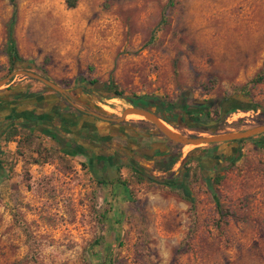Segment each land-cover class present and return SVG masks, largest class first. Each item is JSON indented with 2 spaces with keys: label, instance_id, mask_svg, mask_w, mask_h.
I'll list each match as a JSON object with an SVG mask.
<instances>
[{
  "label": "rangeland",
  "instance_id": "rangeland-1",
  "mask_svg": "<svg viewBox=\"0 0 264 264\" xmlns=\"http://www.w3.org/2000/svg\"><path fill=\"white\" fill-rule=\"evenodd\" d=\"M14 2L12 36L26 71L68 92L12 76L0 86L1 118L11 108L23 116L45 96L63 115L78 105L115 119L139 104L183 135L257 125L259 110L250 108L264 109V0ZM11 11L0 0V80L14 72L4 53ZM83 79L111 80L121 97ZM212 120L219 123L204 126ZM121 122L151 178L177 177L183 159H197L186 165L192 200L128 169L121 186L42 137L0 139V264H264V135L196 150L166 140L145 119ZM94 123L99 132L117 129ZM170 154L177 161L161 172ZM214 155L225 167L211 183ZM94 174L112 183L97 184Z\"/></svg>",
  "mask_w": 264,
  "mask_h": 264
},
{
  "label": "flooded vegetation",
  "instance_id": "flooded-vegetation-1",
  "mask_svg": "<svg viewBox=\"0 0 264 264\" xmlns=\"http://www.w3.org/2000/svg\"><path fill=\"white\" fill-rule=\"evenodd\" d=\"M136 106L138 108L141 107V109H145L142 106H139V104ZM88 112L89 110L87 108L78 106L76 109V114L73 118L74 121H67V118H65L61 110L59 113L49 116L50 118L45 119V126L49 133L48 138H50L52 141L54 140L55 143L66 144L67 149H72L74 155L77 154L85 158L90 166H93L95 170H100V172H102L103 169H108L107 166L115 173L121 168H124L125 170L130 168V170L135 174H140L143 171H146L147 168L142 164V161L144 160L143 152L138 149L136 145V147L134 146L133 148L129 147L128 141L131 138L130 136H126L125 141L121 138V132L126 133V126L122 129L120 128L122 125H124L122 122L114 123L105 121L93 114H89ZM50 113L51 112H47V115ZM94 114L106 118L105 114H99L96 112ZM30 117H34V115H30ZM90 119H93V121L96 122L112 123L117 127V129H110L108 130L109 132L105 130V132H97V128L95 126L89 125L88 120ZM4 121L10 123V115L4 118ZM39 121H42V119L37 120V117L35 116L33 119H29L28 123H32V126L36 127L41 125ZM194 122L195 123L192 122V124H198L196 120ZM81 129H83L84 132L81 133ZM108 133L110 136L107 135ZM1 135L2 132L0 133V139H2ZM104 135H106V137H104ZM113 138H119L123 140V144L113 140ZM81 140L84 142V144H87V148H82L80 146L82 142ZM1 153L2 151H0V154ZM93 154H96L98 159L93 158L95 156ZM156 156L157 155H153L152 157ZM214 156L213 157L216 158L213 163L214 168H216L215 170H220L221 168L225 167L224 161H220L217 155ZM213 157H208L206 160L211 162L214 159ZM132 158L139 160L136 162H131L130 159ZM103 175H105V173ZM118 175L119 177L123 176V174H120L119 172Z\"/></svg>",
  "mask_w": 264,
  "mask_h": 264
},
{
  "label": "trees",
  "instance_id": "trees-1",
  "mask_svg": "<svg viewBox=\"0 0 264 264\" xmlns=\"http://www.w3.org/2000/svg\"><path fill=\"white\" fill-rule=\"evenodd\" d=\"M67 1L69 2V7H74V0H67ZM172 1L173 0H168L167 3L169 6H171ZM9 3L11 5L12 11H11V16H10L8 23H7V26H6V38H5V43H4V53L7 57V71L11 72V71H16V70H28L25 67L26 61H24L21 57H19L17 54V51H16L14 39L12 36V28H13V24H14L15 18H16V7H15L14 0H9ZM162 22H164L163 18L161 19V23ZM83 80L88 86H90L91 89H94L95 91L106 90L108 93H110V96L112 95L111 97H113V96L114 97H121V93L116 91V87L112 84L111 80H108L107 82L102 83V84L97 82L95 79H91V80L83 79ZM252 81H254V80H252ZM11 89L12 88L7 87L2 91V93L9 92V91H11ZM241 98H247V95L242 94ZM133 107L138 108L136 105H133ZM139 108L141 109V107H139ZM250 109L259 110V114L257 116L256 124L264 123V118H263L264 117V109H262L258 105L251 106ZM207 115H208V113H207ZM223 117H224V115H222L219 118V120H222ZM0 119H1V117H0ZM25 120H27V119H25ZM219 120H212L214 122V126H216L219 123ZM28 121H29V119L27 121H24L23 123L28 124ZM207 125H208V123L204 124V126H207ZM20 128H26V127H23V125H21L20 121L13 119L12 117H11L10 123L1 122L0 123V130L3 131L2 135H1L2 136L1 140L3 141V144H6V143L12 141L14 139V137L16 135H18V129H20ZM191 129H193V128H191ZM260 135H264V134H260ZM257 136H259V135H257ZM254 137H256V136H254ZM251 138L234 141L233 143H241V142H244V141L249 140ZM22 139L26 143V142H29V140L31 139V136L30 135H24V136H22ZM207 146H210V145H207ZM29 147L30 146H28V150L30 149ZM194 149L203 150L205 148L197 147ZM0 151H1V149H0ZM36 153H37V155L39 154L38 152H36ZM196 160L197 159L190 158L189 156H187L185 159H183L181 161V164H180V169H183L184 172L180 173L179 176H177V177L171 178L169 180H164V181L158 180L157 178H153V177L151 178L147 172V171H150L149 169H147L146 171H143L140 174H135L134 172H132L130 170V168H127V169L130 171L129 174H132L133 176L137 177V179L141 178L143 180H150V181L152 180L153 182L157 183L158 185L168 187V188H180L182 193H183V196H184L183 199L186 198L188 201H191L192 199L190 198L188 191L186 189V186H185V176L190 171L189 167L186 165H188V163L190 161L196 162ZM30 161L32 163H35V164L38 163V160L36 158H34L33 160L31 159ZM176 161H177V155H175V154L167 155V157L165 158L164 167L162 169H160V168L159 169L161 170V172H169L171 165H173ZM1 164H2V162L0 160V168L2 167ZM81 165L84 166L83 163H81ZM118 168H119V166H118ZM118 172L119 171L116 172L115 179L113 180V182H115L121 186L126 187V183L123 182V179H121L119 177ZM212 173H213V175H211V177H210L211 183L218 181L222 177L220 170H214V171H212ZM97 174H94L97 184L112 183L109 180L104 181L103 180L104 178L102 179V177L98 176Z\"/></svg>",
  "mask_w": 264,
  "mask_h": 264
},
{
  "label": "water",
  "instance_id": "water-1",
  "mask_svg": "<svg viewBox=\"0 0 264 264\" xmlns=\"http://www.w3.org/2000/svg\"><path fill=\"white\" fill-rule=\"evenodd\" d=\"M24 76L33 80H36L46 87L50 88L53 91H56L60 94H66L67 89H60L47 79L38 76L37 74L33 72H28L26 70H16L12 73H9L7 76H5L3 79L0 80V86L5 85L7 81L12 77V76ZM90 114H93L103 120L114 122V123H119L122 121V119L125 117L126 114L128 113H136L139 115H142L145 121L150 123L155 129H157L166 140L178 144V145H195L196 147L198 146H206V145H216V144H222V143H228V142H234L238 140H244L248 139L260 134H264V123L262 124H257L252 127H249L247 129L241 130V131H236V132H227L223 134H214V135H183V134H178L169 131L165 127H163L160 123H158V119L149 111L145 109H139V108H128L127 110H124L119 118L115 119H110V118H105L98 116L92 112H88ZM209 126L214 125V122H209Z\"/></svg>",
  "mask_w": 264,
  "mask_h": 264
},
{
  "label": "crops",
  "instance_id": "crops-1",
  "mask_svg": "<svg viewBox=\"0 0 264 264\" xmlns=\"http://www.w3.org/2000/svg\"><path fill=\"white\" fill-rule=\"evenodd\" d=\"M10 87V86H9ZM55 92V91H54ZM68 92V91H67ZM67 94V93H66ZM66 94H63L64 96H66ZM12 95H15V92L13 93L12 92ZM43 95H46V93H43ZM37 101H38V103H37ZM36 102L34 101V103H33V107L34 106H37V108H39V109H34L33 107V109L32 108H27V110H23V116H15L14 115V113H15V108H11L8 112H9V114L8 115H10V117H12L13 119H16V120H18V121H20V123H21V125H23V127H26V128H20V129H18V135H16L14 138H16L17 140H20L21 138H22V136H24V135H30L31 137H37V138H43V140H42V142H45V143H47V144H49V145H51V144H56L57 146H61L62 148H65L66 150H64L65 152H70V153H72L73 154V152H72V149H67V147H66V144H59V143H55L54 142V140L52 141L50 138H48V135H49V133H48V129L46 128V126H45V119H48V118H50L49 116H51V115H54L55 113H59L60 112V109H56V112H54L53 111V109H52V105L53 104H51V100H48V99H46L45 98V96H43L40 100H37ZM36 104V105H35ZM55 106L57 105V103H55L54 104ZM73 111H74V114H71V115H64L65 116V118H67V121H74L73 120V118H74V116H75V114H76V109L78 108V105H73ZM47 112H51L49 115H47ZM89 112H92V113H95V112H93V111H89ZM97 113V112H96ZM90 114V113H89ZM7 115V116H8ZM30 115H34V117L36 116L37 117V120H40V119H42V121H39V123L41 124L40 126H36V127H34V126H32V123H28V124H24L23 122L24 121H27L28 119H33L34 117H30ZM7 116H5V118L7 117ZM107 118V117H106ZM25 119H27V120H25ZM111 119V118H110ZM23 120V121H22ZM4 121V118H1L0 119V122H3ZM89 121V125H92V126H95V123H94V121H93V119H90V120H88ZM106 121V120H105ZM110 122V121H109ZM3 123H7L6 121H4ZM101 123H106V122H101ZM108 124V123H107ZM37 125V124H36ZM31 126V127H30ZM29 127V128H28ZM96 128H97V126H95ZM116 127V126H115ZM97 130V132H99V128H97L96 129ZM104 130L105 131H108V130H110V129H108V130H106L105 128H104ZM111 130H116L115 128H113V129H111ZM104 131V132H105ZM1 132H3L2 130H0V133ZM82 132H84V130L83 129H81V133ZM109 132V131H108ZM126 133H127V131H126ZM126 133L125 132H121V138L125 141L126 140ZM129 133V132H128ZM124 136H123V135ZM107 135H109L110 136V134L108 133ZM106 135H104V137H105ZM127 136H130L129 134H127ZM130 137H133V136H130ZM113 140H114V138H113ZM82 141V140H81ZM9 143H13V141H10V142H8V144ZM122 144H123V142H122ZM128 145H129V147H131V148H133L135 145H131L129 142H128ZM63 146H65V147H63ZM80 146L82 147V148H87V144H84V142L82 141L81 142V144H80ZM96 149V148H95ZM92 150V149H91ZM77 155V154H76ZM93 155H95L93 158H95V159H98V156L96 155V154H93ZM144 159H145V157H144ZM89 165V164H88ZM90 166V165H89ZM107 168L108 169H103V171L102 172H100V170H97V172L99 173V174H101L102 176H104L103 174L105 173V175H109V174H112L113 176H115V172L113 171V170H111L108 166H107ZM125 172V169L124 168H121L120 170H119V173L120 174H122V172Z\"/></svg>",
  "mask_w": 264,
  "mask_h": 264
},
{
  "label": "bare ground",
  "instance_id": "bare-ground-1",
  "mask_svg": "<svg viewBox=\"0 0 264 264\" xmlns=\"http://www.w3.org/2000/svg\"><path fill=\"white\" fill-rule=\"evenodd\" d=\"M124 118L125 119H144L142 115H139V114H136V113L135 114H132V115H129V116H125ZM158 123H160L163 127H165L166 129H168L169 131H172V129H170L168 127V125H166L165 123H163L161 121H158ZM193 146H195V145H191L190 147H193Z\"/></svg>",
  "mask_w": 264,
  "mask_h": 264
},
{
  "label": "built area",
  "instance_id": "built-area-1",
  "mask_svg": "<svg viewBox=\"0 0 264 264\" xmlns=\"http://www.w3.org/2000/svg\"><path fill=\"white\" fill-rule=\"evenodd\" d=\"M184 156V154L182 155V157Z\"/></svg>",
  "mask_w": 264,
  "mask_h": 264
}]
</instances>
